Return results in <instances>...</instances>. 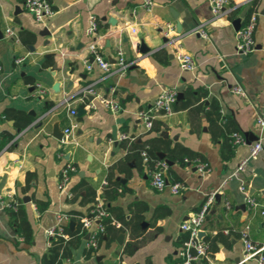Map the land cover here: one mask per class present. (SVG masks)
Returning a JSON list of instances; mask_svg holds the SVG:
<instances>
[{
    "label": "crops",
    "instance_id": "crops-1",
    "mask_svg": "<svg viewBox=\"0 0 264 264\" xmlns=\"http://www.w3.org/2000/svg\"><path fill=\"white\" fill-rule=\"evenodd\" d=\"M49 1L54 14L38 21L22 0H0L4 33L0 39V141L5 142L0 150V264H41L50 244L46 229L56 225L58 212L77 210L91 217V202H84L82 196L93 187L96 202L112 208L119 231L91 257L84 255L85 235L66 264L100 260L104 264H177L187 233L181 224L213 191L219 196L201 231L202 238L214 237L211 254L196 264H259L256 258L236 263L235 257H242L241 233L246 225L252 240L264 244V130L256 122L264 108V0H229L232 9L220 16L213 15L208 0H153L151 9L140 0ZM251 8L257 13L256 47L243 54L236 50L233 21L239 18L244 24ZM91 15L98 28L88 33ZM7 28L16 36L6 35ZM92 44L112 63L122 49L129 61L127 70L119 73L113 65L106 72L96 62L88 68ZM178 52L191 53L195 68L182 69ZM19 57L21 62L16 61ZM238 86L240 93L234 91ZM168 87L183 93L177 100L188 87L205 88L207 96L200 100L201 107L158 115L155 119L161 121V129L148 132L139 110L152 106ZM97 94L113 97L121 108L111 111ZM212 97L219 101L222 116L214 126L205 112ZM68 102L76 109L74 115ZM71 119L77 122L74 140L62 145L54 126L64 131ZM234 129L245 142L236 144L233 154L225 158L224 135ZM123 133L128 137L121 138ZM156 134L172 147L182 145L200 154L209 163L208 171L201 174L196 163H180L165 154L160 159L173 161L166 169L169 182L182 181L186 186L179 193L169 187L154 189L148 165L131 143ZM254 135L261 138L262 150L239 177H229L248 155L256 139L246 140ZM66 161L77 170L67 188L60 190L58 180ZM242 179L258 203L254 207L246 203L239 188ZM76 187L81 196L71 199L67 190ZM14 200L22 201L32 227L31 240L11 224V206L6 203ZM37 200L46 203L45 208L40 209ZM128 221L138 223V236L132 235ZM120 232L125 234L122 244L117 241ZM128 241H133L132 248L125 252Z\"/></svg>",
    "mask_w": 264,
    "mask_h": 264
},
{
    "label": "built area",
    "instance_id": "built-area-1",
    "mask_svg": "<svg viewBox=\"0 0 264 264\" xmlns=\"http://www.w3.org/2000/svg\"><path fill=\"white\" fill-rule=\"evenodd\" d=\"M25 8L32 13L34 18L38 21H43L44 19L52 16L55 12V9L52 3L49 0H22ZM210 3L211 11L214 16H220L225 14L228 10L232 9L228 6L229 0H208ZM142 6L146 9H151L154 1L153 0H140ZM257 25V13L254 12L251 14L249 19L242 24L236 30V50L239 53L248 54L252 52L256 47V41L254 37L255 28ZM98 23L95 19V16L91 15L90 23L87 28L88 33H93L97 30ZM6 35L8 36H16V33L11 29L7 28ZM91 49L93 52L92 62H87L86 65L88 68H92L93 63L96 62L97 65L102 68L104 71L109 72L112 69V66H116V71L119 73H124L128 66L129 61L125 57V53L122 49L118 50V56L115 63L107 60L99 51L94 44L91 45ZM176 57L179 61L182 69L190 70L194 69L196 66V60L194 56L189 52H178ZM23 60L22 57L16 59L17 62H21ZM1 67V63H0ZM44 88H40V92H44ZM89 91L93 94H96V91L93 88H90ZM235 92H242L241 87H236L234 89ZM179 90L176 88L168 87L161 90L159 95L156 97L152 106L139 110V116L142 119L145 127L147 129H151L154 124V119L158 115H170L174 112V103L178 98ZM101 103H103L106 107H108L111 111H118L121 108L120 103L114 99L113 97H106L100 94H97ZM67 102V100H66ZM69 103V102H68ZM71 103H69L70 105ZM91 107H96L94 102L90 103ZM71 114L74 115L76 113V109L71 107ZM257 126L259 129L264 130V108L258 112L256 117ZM77 126V122L71 119L70 124L65 127L63 131V136L61 137L62 145H66L68 143L73 142V132L75 127ZM128 137L127 134L123 133L121 138ZM131 139H134L132 137ZM233 139L236 144L244 143L245 137L239 132L235 131L233 133ZM146 146L142 151L143 161L148 165L149 175H150V184L151 186L160 191L169 187L173 193H179L183 188H185V184L182 181L169 182L166 169L168 167V162L165 159H158L150 162L151 158L148 153ZM263 148L261 138H257L250 146V150L248 155L243 157L234 171L229 175V177H239L240 173L246 168L247 164L251 159H253ZM197 169L201 174H205L209 169V163L207 161L197 160L196 161ZM76 166L71 161H66L60 171V176L58 180V188L60 190H65L71 180L72 174L76 172ZM240 190L244 194V199L246 203L254 207L258 203L256 199L249 192L245 181L242 179L239 185ZM214 191L207 194L204 198V201L200 205V207L193 212L188 219L183 221L181 224L182 229L188 233V238L183 241L181 247V260L177 264H194L201 257L208 256V243H206L201 234L203 229V225L207 216V213L214 203L215 200ZM67 195L71 197L73 192L71 190H67ZM229 205V201L227 202ZM7 206L15 207L17 205V201H10L6 203ZM93 216L79 217L80 221L83 223V226L90 233L89 238L87 239V245H92L93 247H97V237L95 232L97 230H103V225L100 224V218L102 216L107 215V211L104 207V204L101 201H97L96 206L92 209ZM264 214V211H263ZM71 214L67 212H58L57 213V223L56 225L49 227L46 229V234L50 238L55 234H62L65 237H68L67 233L64 231V225L67 223L65 221L70 220ZM242 241H243V254L242 260L248 258H256L259 264H264V244H259L252 240L249 236V225L242 230ZM68 260V259H67Z\"/></svg>",
    "mask_w": 264,
    "mask_h": 264
},
{
    "label": "trees",
    "instance_id": "trees-1",
    "mask_svg": "<svg viewBox=\"0 0 264 264\" xmlns=\"http://www.w3.org/2000/svg\"><path fill=\"white\" fill-rule=\"evenodd\" d=\"M253 9H250V13H252ZM232 17V13L230 14ZM185 96L181 100H177L174 103V110L179 108H186V107H201L202 98L207 96V90L205 88L199 87L197 89H193L188 87L185 89ZM196 104V105H195ZM49 106L52 105V102L48 104ZM205 112L208 119L211 122V126H214V122L221 121V111H220V104L217 99L214 97L210 98L207 105L205 106ZM30 120L27 119L26 124H28ZM223 121V120H222ZM224 122V121H223ZM222 123V122H221ZM162 123L161 121L154 119V124L151 129H148V132L156 131L158 132L161 129ZM214 130V129H213ZM237 131L236 129L232 130L230 133L224 135V143H223V156L225 158L230 157L234 152V147L236 143L233 139V133ZM214 133V132H213ZM162 141V142H159ZM159 135L151 136L147 138L144 142L138 143L137 141H133L131 143V148L134 149L136 153H140L147 144V150L150 155V162L160 159L158 155V151L164 150L166 156L174 161H179L180 163L186 162H194L196 163L197 160L205 161V159L198 153L193 152L192 150L188 149L182 145H176L174 147L170 146L168 141H165ZM165 143V144H164ZM5 142L0 141V150L4 146ZM169 168V166H168ZM116 191V189H115ZM73 195L70 197L74 199L76 197L81 196L79 188L76 187L73 189ZM116 195V192L114 193ZM82 200L84 202H91V210L94 209L96 206V188H91V191L87 193L86 196H82ZM17 201V205L15 207H10L11 213V224L16 229V231L24 236L26 240L32 239V227L30 222L27 218L26 211L23 207L21 200H14ZM37 205L40 209L45 208L46 203L37 200ZM105 207V204H104ZM107 211V215L102 216L99 220L100 224L103 225V230H97L95 235L97 237V247H93L92 245H87L84 248V255L85 257L96 256L99 247L105 243L109 244V242L114 237V234L119 231V228L116 226L115 218L112 214L113 210L111 207H105ZM71 214V218L73 220H77V225L74 229H72L69 223L64 225V231L67 233L68 237L63 236L62 234H55L50 238V244L48 246L47 251L41 256L40 262L41 264H66V260L71 258L73 255V248L78 247L81 242L84 240V236L87 233V229L83 226V223L80 221L79 217H81V213L77 210L69 211ZM93 216V213H91ZM126 226L130 227L131 233L134 236H138V223L128 221ZM242 234V233H241ZM188 238V233L183 236V239ZM214 237L206 236L203 240L208 243V255L211 254V244ZM87 242V240H86ZM133 241H128L124 246L125 252H130L132 248ZM202 259H206V256L202 257ZM95 264H104L102 260L97 261ZM196 264V262L194 263Z\"/></svg>",
    "mask_w": 264,
    "mask_h": 264
},
{
    "label": "water",
    "instance_id": "water-1",
    "mask_svg": "<svg viewBox=\"0 0 264 264\" xmlns=\"http://www.w3.org/2000/svg\"><path fill=\"white\" fill-rule=\"evenodd\" d=\"M110 20L113 21L112 19H110ZM233 25H234V27H235L236 29H238V28L241 26V21H240V19H239V18H236V19L233 21ZM3 36H4V33H3V31L0 29V39L3 38ZM146 49H147V47L144 45V43H142V50H146ZM92 59H93V57H92ZM114 62H115V61H114ZM80 93H81V94H84V91H82V92H80ZM88 96H89L90 98H93V97H94V95H89V94H88ZM182 96H183V93H182V92H179V93H178V98H181ZM18 130L20 131V129H18ZM161 134L164 135V136H166L168 133H167L166 130H163V131L161 132ZM54 135H55L57 138H59V139H60V138L62 137V135H63V130L60 129V127H59L57 124H55V126H54ZM253 138H254V139H257L258 136H257V135H254L253 137L247 139L246 141H247L248 143H251V140H253ZM158 154H159V156H160L161 158H165V153H164V152L160 151V152H158ZM166 160H167V162H168L169 164H172V163H173V161H171V160H169V159H166ZM117 178H119V179H121V180H123V181L125 180V178H123V177H121V176H118ZM215 196H216V198H218L219 195L216 194ZM28 198H29L28 196L25 197L26 200H29ZM242 206H243V208H244V205H242ZM75 224H76V221H74V220L70 221V223H69V225H70L71 228H74ZM261 225H264V218H263V220L261 221ZM200 235H201V234H200ZM89 236H90V233L88 232V233L86 234V238L88 239ZM124 236H125L124 232H120V233H119L118 238H117V241H118L120 244L123 243V241H124ZM100 258H101V255H98V256H97V259H100ZM255 258H258V256H255ZM235 261H236V263H241V262H242V257H240V256L235 257ZM123 264H126V263H123Z\"/></svg>",
    "mask_w": 264,
    "mask_h": 264
}]
</instances>
